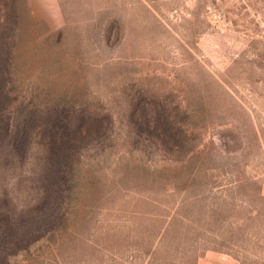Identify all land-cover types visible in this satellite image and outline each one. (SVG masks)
<instances>
[{"label":"rangeland","instance_id":"1","mask_svg":"<svg viewBox=\"0 0 264 264\" xmlns=\"http://www.w3.org/2000/svg\"><path fill=\"white\" fill-rule=\"evenodd\" d=\"M0 264H264V0H0Z\"/></svg>","mask_w":264,"mask_h":264},{"label":"trees","instance_id":"2","mask_svg":"<svg viewBox=\"0 0 264 264\" xmlns=\"http://www.w3.org/2000/svg\"><path fill=\"white\" fill-rule=\"evenodd\" d=\"M9 133H10V131H9ZM11 151V150H10ZM11 152H13V151H11Z\"/></svg>","mask_w":264,"mask_h":264}]
</instances>
